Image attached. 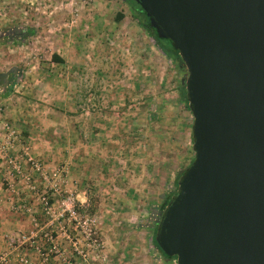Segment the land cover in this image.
<instances>
[{
  "label": "rangeland",
  "instance_id": "obj_1",
  "mask_svg": "<svg viewBox=\"0 0 264 264\" xmlns=\"http://www.w3.org/2000/svg\"><path fill=\"white\" fill-rule=\"evenodd\" d=\"M12 69L7 102L0 86V264H176L153 236L194 159L182 62L126 0H0V74Z\"/></svg>",
  "mask_w": 264,
  "mask_h": 264
},
{
  "label": "water",
  "instance_id": "obj_2",
  "mask_svg": "<svg viewBox=\"0 0 264 264\" xmlns=\"http://www.w3.org/2000/svg\"><path fill=\"white\" fill-rule=\"evenodd\" d=\"M187 70L194 159L154 240L176 264H264V0H132Z\"/></svg>",
  "mask_w": 264,
  "mask_h": 264
},
{
  "label": "trees",
  "instance_id": "obj_3",
  "mask_svg": "<svg viewBox=\"0 0 264 264\" xmlns=\"http://www.w3.org/2000/svg\"><path fill=\"white\" fill-rule=\"evenodd\" d=\"M129 3H131L132 9L134 10V13H136L137 15V19L140 23V25L145 29V31L147 32V34L152 37L155 41H156V47L158 49V51L165 56L167 59L171 60L172 62L176 61V62H180L181 63V59L179 57V54L177 51H175L170 42L167 40H163V39H159L154 31V29L150 26L148 19L146 18V16L144 15L143 11L141 10V8L132 0H126ZM121 15H119L117 20H120ZM33 33L32 30L30 29H20L16 32V34H18V38H25L30 36ZM17 38V37H16ZM51 60L55 63H61L62 59L60 57H58L57 55H52ZM16 74H15V70L10 71L7 74H0V86L3 89V93L1 96H7V94L12 93L15 86H16ZM182 94L186 100V94H185V87L182 88ZM192 141V140H191ZM193 161V160H192ZM192 161L190 162V164L192 163ZM189 164V166H190ZM188 166V167H189ZM169 200H167V202L165 203L164 207L169 203ZM164 207H162V211L164 209ZM154 236H155V230H154ZM154 236H153V244L155 246V248L157 250H159V252L167 259L170 260H175V258H169L166 257L158 248L155 240H154Z\"/></svg>",
  "mask_w": 264,
  "mask_h": 264
},
{
  "label": "crops",
  "instance_id": "obj_4",
  "mask_svg": "<svg viewBox=\"0 0 264 264\" xmlns=\"http://www.w3.org/2000/svg\"><path fill=\"white\" fill-rule=\"evenodd\" d=\"M13 70H15V74H16V69H12V70H10V71H13ZM51 71L54 72L55 69H52ZM3 74H4V73H3ZM6 74H7V73H6ZM46 78H48V77L44 76L43 78H40L39 83H41V84L45 83V84H46V81H47ZM16 79H17V76H16ZM48 79H49V78H48ZM57 82H58V80H56V83H57ZM50 86H51V84H50ZM51 87H52V88H50V89H51L52 92L55 90V88H57L56 84H55L54 86H51ZM17 88H18V80H17V82H16V86H15L13 92L7 94V96H3V98H5V100H6V102H7V100H9V99L13 96V93L17 91ZM41 94H42V93H41ZM54 96H56V94H54L53 97H54ZM18 104H19V103H14V107H13L14 110L10 113L11 117H12L13 119H16V120H18L19 118H21V119H23V120H27V115L20 114L21 108L19 107L20 105H18ZM15 110H16L18 113H15ZM31 133H32V132L29 130V131H27L24 135L27 136L28 139H29V137H32V136H31Z\"/></svg>",
  "mask_w": 264,
  "mask_h": 264
},
{
  "label": "built area",
  "instance_id": "obj_5",
  "mask_svg": "<svg viewBox=\"0 0 264 264\" xmlns=\"http://www.w3.org/2000/svg\"><path fill=\"white\" fill-rule=\"evenodd\" d=\"M35 167V169H39L38 165H33ZM33 167H32V170H35ZM19 172V171H17ZM74 198L72 196H68L66 197L64 203H63V206L65 207V210L66 212H68V214L70 216H74L75 215V209H74Z\"/></svg>",
  "mask_w": 264,
  "mask_h": 264
}]
</instances>
